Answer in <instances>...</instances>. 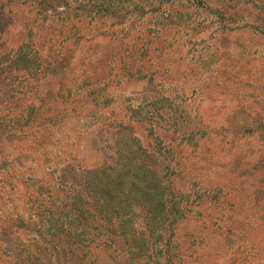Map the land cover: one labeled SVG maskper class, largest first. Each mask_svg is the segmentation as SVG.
Segmentation results:
<instances>
[{"label":"rangeland","instance_id":"1","mask_svg":"<svg viewBox=\"0 0 264 264\" xmlns=\"http://www.w3.org/2000/svg\"><path fill=\"white\" fill-rule=\"evenodd\" d=\"M0 1L6 4H0V54L28 40L30 30L37 37L45 31L56 35L66 17L65 27L78 21L75 14L43 21L32 4ZM258 21L257 28L232 29L220 41L215 30L204 33L199 40L206 41L183 59L169 55L173 63H183L179 69L166 65L133 79L113 61L101 64L105 55L100 50L108 39L87 37L74 46L76 69L61 70L40 87L32 83L34 92L26 101L38 108L25 139L19 140L0 119V219L14 221L12 227L0 221V264H36L28 253L33 254L30 244L39 236L29 233L44 226H39V197L27 183L50 178L67 162L100 164L113 148L117 123L127 120L139 121L138 135L162 154L158 165L165 168L182 210L173 225L174 264H264V14ZM85 71L89 78H83ZM67 76L69 84L61 87ZM5 83H0V116L17 126L13 106L18 95L14 86L7 91ZM164 115L185 124H179V131L168 127ZM149 116L161 122L154 134ZM167 167L178 169L177 174ZM16 238L19 245L5 244ZM44 246L37 264L57 256L56 249ZM1 247L8 248L4 255ZM112 251L98 247L87 264L146 262L132 263L129 252Z\"/></svg>","mask_w":264,"mask_h":264},{"label":"trees","instance_id":"2","mask_svg":"<svg viewBox=\"0 0 264 264\" xmlns=\"http://www.w3.org/2000/svg\"><path fill=\"white\" fill-rule=\"evenodd\" d=\"M21 1L36 6L37 17L43 21L72 14L78 16V21L65 27L66 17L56 35L45 31L37 37L30 30L28 40L18 47H6L0 54V83L9 80L5 83L7 91L9 87L15 88L18 97L13 107L19 123L9 125L1 116L0 119L16 131L14 134L19 140L25 139L37 113L38 107L26 101L29 94L34 92L35 85L40 87V83L55 73L71 67L70 71L76 69L74 46L82 39H108L109 44L100 50L105 55L101 64L105 67L113 61L128 78H141L149 72H160L166 65L174 64V70L179 69L183 63H173L169 55L176 54L183 59L192 49L199 48L201 41H206L199 40L204 33L215 30L212 34L220 41L232 29L257 28L258 19L264 14V0H7V5ZM0 4L6 6L1 1ZM39 42L48 43L46 51ZM86 77L89 78V73L85 71L83 78ZM70 80L67 76L61 87ZM166 119L164 115L165 124L176 126L178 131L179 124H185ZM146 120L150 134L161 126L153 116ZM137 124L139 121L117 123L113 148L100 164L87 167L67 162L50 173V178L32 185L27 183L39 197V226H44L43 230L31 231L25 225L31 231L29 234L39 236L36 243L30 244L33 254L28 253L36 264L43 255L44 244V248L53 247L57 253L55 261L47 257L48 264H87L98 247L111 248V253L129 252L132 263L143 259L145 264H174L173 225L177 224L182 210L176 206V192L172 182L165 178V168L158 165L162 154L145 145L136 131ZM170 170L173 175L178 172L176 168ZM50 183L58 188L49 186ZM138 216H142L139 219L142 226L141 221H135ZM7 220L12 222V227V219H0L9 225ZM20 242L16 238L11 243L6 240L5 244L19 245ZM7 249L1 247V253L4 255ZM3 264L8 263L4 260Z\"/></svg>","mask_w":264,"mask_h":264}]
</instances>
